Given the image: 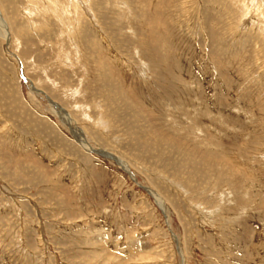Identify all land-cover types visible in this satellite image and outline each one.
<instances>
[{
	"label": "rangeland",
	"instance_id": "obj_1",
	"mask_svg": "<svg viewBox=\"0 0 264 264\" xmlns=\"http://www.w3.org/2000/svg\"><path fill=\"white\" fill-rule=\"evenodd\" d=\"M0 9V264H264V0Z\"/></svg>",
	"mask_w": 264,
	"mask_h": 264
},
{
	"label": "bare ground",
	"instance_id": "obj_2",
	"mask_svg": "<svg viewBox=\"0 0 264 264\" xmlns=\"http://www.w3.org/2000/svg\"><path fill=\"white\" fill-rule=\"evenodd\" d=\"M2 13L3 12L0 9V28H2V30H3V34H4L3 36L5 37V39H8L9 38V34H8V31H7L8 27H7V24H6V22L4 21V19L2 17ZM55 110H57V109H55ZM63 116L65 117V114L64 113H62V117ZM76 138L80 142L79 137H76ZM80 143H82L81 145L84 147V149L91 150L90 147L88 145H86V143H85V141H84L83 138H81V142Z\"/></svg>",
	"mask_w": 264,
	"mask_h": 264
}]
</instances>
